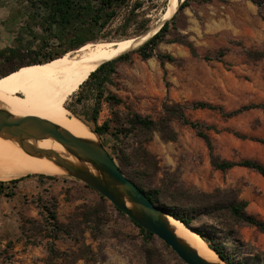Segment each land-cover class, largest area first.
<instances>
[{
	"label": "rangeland",
	"instance_id": "rangeland-1",
	"mask_svg": "<svg viewBox=\"0 0 264 264\" xmlns=\"http://www.w3.org/2000/svg\"><path fill=\"white\" fill-rule=\"evenodd\" d=\"M137 1L143 5L128 38L163 26L169 0H132L99 41L123 39L119 36ZM183 1L152 57L144 58L136 49L130 61L118 63L107 88L121 102L100 100L82 83L68 107L92 128L94 110L101 106L98 125L109 121L113 134L99 139L117 163L123 160L127 168L142 172L146 168L140 157L146 151L156 165L146 171V189L159 188L161 203L192 215L193 224L224 242L234 259L264 264V233L228 208L247 201L246 212L264 220V176L246 167L216 168L206 141L180 119L170 122L175 139L159 130L148 137L131 125L133 113L159 121L166 106L208 102L225 112L237 111L225 116L219 110H186L190 119L206 126L214 155L264 163V108L255 107L264 105V6L253 0H189L178 10ZM29 16L26 0H0V48L18 45L17 36L31 48L19 60H29L39 50L32 34H42V29L34 22L27 27ZM68 40H53L39 52L75 51L67 48ZM157 52L174 59L162 62ZM38 174L16 178V187L0 194V264H69L81 249L87 259L75 264H147L150 249L142 232L126 214L109 207L108 199L102 201L95 189L66 173ZM87 207L100 210V221L82 219ZM154 241V264H180L164 241L157 236Z\"/></svg>",
	"mask_w": 264,
	"mask_h": 264
},
{
	"label": "trees",
	"instance_id": "trees-1",
	"mask_svg": "<svg viewBox=\"0 0 264 264\" xmlns=\"http://www.w3.org/2000/svg\"><path fill=\"white\" fill-rule=\"evenodd\" d=\"M131 1L132 0H26L28 9L30 10V16L27 20V27L32 28L31 23L34 22L42 29V34H32L34 38L40 42L38 48L40 51L47 48L50 45V42L53 40L63 42L67 38H69L67 42V48L69 50H79L88 43L98 42L102 38L100 35L109 29L111 24L120 15L121 10L125 7H128ZM253 1L256 2L260 7L264 6V0ZM188 3L189 0H184L183 2H181V4L178 5V10H181L183 7L188 5ZM142 5L143 3L141 1H137L134 6L131 7L129 11L130 16L127 18L126 23L123 26V33L119 36V38L125 39L129 37V27L133 25L135 21L134 17L137 16V10L142 7ZM166 12L164 13V15L166 14ZM176 15L177 13L173 16L172 19H174ZM170 21L171 19L166 20L161 29H159L149 40H147L136 51H138L144 58L152 57L155 54V51L159 44L164 41L165 36L167 35ZM144 27L145 25L143 26V28ZM19 41L20 37L17 36L16 42H18V45L0 48V78L6 77L15 71H18L20 68L25 67L26 65L28 66L38 63H48L50 61H53V59L59 58L67 54L65 52H47L43 54L42 52H39V50H33L38 51L35 56L30 57L29 60H19L18 58L23 56V53L26 51V49H31L25 48V45L19 43ZM188 45L191 49H193L190 44ZM156 54L162 62H164L165 59H174L173 56L165 55L161 52H157ZM130 60L131 52H128L114 60L104 62L95 71H93L92 74H90V76L81 85V88L83 89L87 85L91 86V89L94 91L98 99L101 100L103 98V100L105 99L109 103H113L114 101L121 102V99L117 98L116 94H113L111 91L108 90L107 85L114 83V76L118 73V63ZM255 107L264 108V105H255ZM100 109L101 106H98L94 110L91 120L95 123V127H92L91 129L98 135L99 138H102L103 135L111 134L112 132L109 121H105L102 125H98ZM188 109L219 110L225 116H233L237 113V111L225 112L222 107L215 106L208 102L200 101L195 102L190 106H185L181 104L166 106V116L159 121L154 120L149 116H142L138 113H133L131 118V125L134 129L139 130L141 133H144L148 137H151L150 135L154 131L159 130L160 133L164 135V137L168 139H175L176 134L172 129L170 122L174 118L180 119L185 124H188L191 127L195 128L198 131V134L206 141L211 151L212 164L216 168L225 171L234 167H246L257 171L258 173L264 176V163L262 162L249 158L231 161L227 159H221L215 156L213 153V143L209 134L206 131V126L200 121L190 119L186 114V110ZM75 114L79 116V114ZM79 117L82 118L81 116ZM83 120L88 124L87 120ZM140 158V162L144 164L146 168L145 170H142V172H135L127 168V164H125L123 160H120V163L118 164L121 167L122 171L129 178L134 180L138 184V186L148 194L149 198L154 203L168 210L173 216L184 222L188 227L197 231L209 244V246L213 250H215L227 264H243V262L234 259L231 253L226 250L224 242H218L211 234L207 232V230L195 226L193 224L194 219L192 215H190L188 212L184 213L181 209L177 207L172 208L167 204L161 203V191L159 188L149 190L146 189V171L153 167L156 168V165L154 164L153 158L146 151L142 152ZM46 176L47 175L45 174H38L39 178ZM19 181L20 179H13L10 182L0 181V194L5 193L6 188H10V185L16 187V184ZM85 185L89 188H92L87 184ZM100 197L102 201H107V199L101 194ZM247 205L248 202L243 201L240 203L229 204L228 208L235 218L256 226L261 232L264 233V220L254 215L248 214L246 212ZM112 206L116 210L121 212L112 203H109V207ZM80 215L86 223H89L91 221H100V210L94 207H87V209L84 210ZM135 224L137 225V227H139L140 231L142 232L146 243L149 244L150 250L147 251V264H154L153 259L156 257L157 254L152 252L151 248H153L155 242V235L149 230L140 226L139 224ZM164 246L169 249V252L173 254L174 259L177 262H179L180 264H186L176 255L173 250H171L170 246H168L166 243L164 244ZM82 251L83 249H81V252L78 254V256L69 264H75L76 260L82 258L87 259V256H84Z\"/></svg>",
	"mask_w": 264,
	"mask_h": 264
},
{
	"label": "bare ground",
	"instance_id": "bare-ground-1",
	"mask_svg": "<svg viewBox=\"0 0 264 264\" xmlns=\"http://www.w3.org/2000/svg\"><path fill=\"white\" fill-rule=\"evenodd\" d=\"M178 1L169 0L165 21L176 12ZM158 30L155 27L141 36L118 41L91 42L48 63L26 65L0 78V108L15 116H36L52 121L84 139L100 140L91 127L69 109L71 95L101 64L138 49ZM27 142L52 149L68 162L86 166L97 173L89 163L77 159L52 138L29 139ZM37 173L63 175L65 171L47 157L22 148L14 137L0 133V180ZM128 206L132 207L129 201ZM167 218L178 238L193 247L200 256L211 262L225 264L197 231L173 215H167Z\"/></svg>",
	"mask_w": 264,
	"mask_h": 264
},
{
	"label": "water",
	"instance_id": "water-1",
	"mask_svg": "<svg viewBox=\"0 0 264 264\" xmlns=\"http://www.w3.org/2000/svg\"><path fill=\"white\" fill-rule=\"evenodd\" d=\"M0 133L14 137L22 148L47 157L66 174L95 189L131 220L164 241L186 264H220L206 260L193 247L178 238L167 218V215L172 214L154 203L148 194L122 171L100 140L84 139L52 121L36 116H15L1 108ZM46 138H52L62 144L77 159L89 163L97 173L86 166L68 162L52 149L40 148L27 142L29 139ZM128 201L132 203V207L128 206ZM220 259L224 261L221 257Z\"/></svg>",
	"mask_w": 264,
	"mask_h": 264
}]
</instances>
